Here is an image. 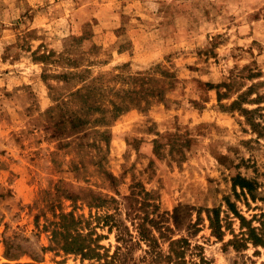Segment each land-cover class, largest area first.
<instances>
[{
    "label": "rangeland",
    "instance_id": "374dc122",
    "mask_svg": "<svg viewBox=\"0 0 264 264\" xmlns=\"http://www.w3.org/2000/svg\"><path fill=\"white\" fill-rule=\"evenodd\" d=\"M239 175L264 199V0H0V264H264ZM61 212L96 253L52 246Z\"/></svg>",
    "mask_w": 264,
    "mask_h": 264
},
{
    "label": "trees",
    "instance_id": "16d2710c",
    "mask_svg": "<svg viewBox=\"0 0 264 264\" xmlns=\"http://www.w3.org/2000/svg\"><path fill=\"white\" fill-rule=\"evenodd\" d=\"M233 186L239 187L241 191L245 195H249L252 200H260L264 202L263 198H258L257 194V186L254 181L248 180L242 176H236L233 178ZM256 192V193H255ZM114 201L115 200H109ZM230 207V203H227ZM208 220L210 223V227L213 231V234L216 235L217 238L223 239L224 229L226 227L222 225V220L220 218V212L216 208H213L208 211ZM235 218L239 220L241 233L240 235L233 234V239L229 240L234 246V248L245 246L248 243H251L255 247L264 246V220L259 221V226H254L252 222L255 220V216L251 220H247L242 214H240L237 210L233 211ZM264 216V214H263ZM102 222L104 225L109 226V229L113 227L119 228L121 226L116 220L115 215L108 214L102 218ZM53 229L51 232V244L58 249L66 253H76L84 256H91V253H96V247L92 246L95 240L92 238L95 231L89 229V223L84 221L82 217H78L74 214V212H61L58 221H53ZM143 224H140L138 234L141 239L148 242L150 247H155L157 245V239L151 234ZM228 228V225H227ZM84 230H90L87 233H84ZM120 235L117 236V241H124V238L121 236L122 231H120ZM233 233V231H232ZM153 245V246H152ZM189 247V242L185 238L172 240L169 239V253L165 255V258L168 259L169 264H181L185 260V249ZM8 249V248H7ZM119 250L121 247L116 248L115 258L118 256ZM12 260V259H9ZM207 260L203 255L200 256L198 263L192 264H207ZM4 264H12V263H4ZM14 264H39L36 262L31 263H14Z\"/></svg>",
    "mask_w": 264,
    "mask_h": 264
}]
</instances>
